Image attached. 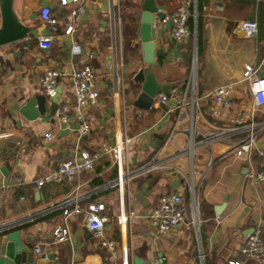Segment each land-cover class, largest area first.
<instances>
[{"label":"crops","instance_id":"crops-1","mask_svg":"<svg viewBox=\"0 0 264 264\" xmlns=\"http://www.w3.org/2000/svg\"><path fill=\"white\" fill-rule=\"evenodd\" d=\"M6 1L27 32L19 40L0 45V131H19L0 139V264H4L1 237L13 231H19L21 240H29L26 245L32 253L36 244L44 243L47 254L55 256L48 264H133L135 255L148 263H156L160 256L161 264H230V260L264 264L240 253L252 228L261 225L264 229V184L252 183L247 176L258 156L234 155L250 122L257 124L256 148H264V108L254 107L243 80L245 64L260 66L259 75L264 64V1L203 0L199 50L194 34L197 16L191 35L181 40L171 36L170 21L155 20V47L163 51L152 68L157 81L170 86L168 113L156 108L137 112L132 105L139 92L132 77L144 66L138 40L140 0H68L66 5L60 0ZM156 1L169 17L184 0ZM45 6L58 21L54 30L40 18ZM77 7L83 10L73 30L65 33L67 17ZM192 11L197 12V0ZM243 19L257 22L255 36L233 31ZM42 35L52 36L50 48L39 46ZM85 64L94 70L100 95L95 105L85 108L90 131L79 138L71 108L75 101L71 75ZM50 68L63 74L56 86L61 89L57 107L50 114V97H45L43 115L29 120L20 108L42 94L38 77ZM193 69L200 104L190 128L189 108L176 107ZM115 70L118 81L113 78ZM226 83H234L230 104L212 117V93ZM63 104L69 108L65 122L59 120L58 112ZM252 109L250 119L235 123L239 112ZM124 130L131 137L125 152L127 169L149 163L160 167L115 184L118 173L113 157L103 154L92 170L71 181L36 186L35 179L62 159L78 155L81 149H97L101 143L113 144ZM47 132L53 134L50 141L44 138ZM167 192L181 194L185 220L157 235L146 215ZM75 195L81 197L83 208L92 202L104 203L105 235L115 241L114 252L99 245L84 225V214H71L64 220L61 210L48 212L52 205ZM120 196L125 211L133 212L125 225L117 220ZM30 214L35 215L32 220L27 219ZM64 222L69 238L53 242L52 229Z\"/></svg>","mask_w":264,"mask_h":264},{"label":"built area","instance_id":"built-area-1","mask_svg":"<svg viewBox=\"0 0 264 264\" xmlns=\"http://www.w3.org/2000/svg\"><path fill=\"white\" fill-rule=\"evenodd\" d=\"M68 0H60L61 5H66ZM78 1V0H74ZM257 2L264 0H255ZM195 0H184L176 11L169 17H165L164 21H170L171 36L175 40H181L191 35L189 26L187 25V19L192 14L194 18L197 16L196 11H192V3ZM82 7H77L72 10L67 17L65 33H70L74 28L75 18L82 12ZM40 18L48 24L52 30L55 29L58 24L57 19L52 15L50 7H42L39 11ZM1 22V11H0ZM234 32H240L246 37H253L257 34L258 25L253 19H243L238 21L233 29ZM39 46L42 48H50L52 46V36L42 35L39 37ZM260 66H254L252 64H245L243 71V80L248 84V88L252 94L255 108H264V77L258 74ZM62 73L56 68H50L44 71L38 77V83L42 90V93L46 97H50L55 93L57 84L59 83ZM113 78L118 81L119 74L115 70ZM72 92L74 96V104L71 107L76 115L78 121L77 136L80 138L87 135L90 131V124L85 118V108L89 105H95L99 99V90L95 85V73L91 65L85 64L81 68L73 71L71 75ZM197 81L194 70L190 73L187 81L184 84L182 93L177 103V109L189 108L188 119L190 128L193 126L197 118V110L199 108V97L196 94ZM234 89V83H226L218 86L212 93L213 104L210 108V115L212 117H218L222 110L230 104L231 94ZM169 96L164 94H158L152 102L151 108H156L161 112L168 113L165 107L168 103ZM68 106L65 104L59 105V120L65 122L67 120ZM255 109L251 111H241L235 117V123L242 124L246 120L250 119ZM248 134L237 141L234 148V155L244 159H250L252 154L258 156V163L247 174L248 179L252 183L264 184V148H256L255 143L257 140V124H248ZM234 130L236 127H230ZM19 131L7 130L0 131V139L15 135ZM44 138L50 141L53 138V134L47 132L44 134ZM131 141V137L126 134L124 130L120 133L119 137L113 144L101 143L97 149H81L78 155L66 157L62 159L56 167L52 168L44 175L35 179L37 187H41L46 182H62L71 181L78 175L92 170L95 162L103 154H111L114 163L117 168L118 176L115 180V184H121L124 180L130 179L138 174H144L151 169L160 167L158 164H146L133 170H128L125 166V152L127 145ZM126 169V170H125ZM120 200V213L117 216L119 224L125 225L129 218L133 215L132 211L126 212L123 207L122 196ZM81 197L75 195L67 198L58 204L52 205L48 212L61 210V214L64 220L71 214H84V225L92 233L93 237L97 239L99 245L104 247L107 251L114 252L116 250L115 241L108 239L105 235V225L108 220L107 216L102 214V210L105 208L104 203H88L86 208H83L80 204ZM194 214L196 216V205H194ZM35 215L30 214L27 219L32 220ZM150 227L154 230L155 234L163 235L171 231L179 223L185 220V206L181 194L177 192H167L160 195L158 203L154 206L146 215ZM263 227L256 225L248 233L240 247V253L245 259L255 260L258 262H264V237ZM53 242L66 241L69 238V229L64 223H58L52 229ZM33 253L39 257L46 258L47 250L44 243H38L33 247ZM202 260V255L199 256ZM230 264H242L237 260H230ZM184 264H198L195 262H186Z\"/></svg>","mask_w":264,"mask_h":264},{"label":"water","instance_id":"water-1","mask_svg":"<svg viewBox=\"0 0 264 264\" xmlns=\"http://www.w3.org/2000/svg\"><path fill=\"white\" fill-rule=\"evenodd\" d=\"M0 9V45L23 38L27 32V28L16 20L6 0L0 3ZM139 9L138 40L144 66L134 73L132 77L133 82L139 87V92L132 101V105L137 109V112L151 109L153 99L158 94L170 95V86L166 83L158 82L152 68L155 59L158 58L163 51L161 48L155 47V20H157L158 23H165L164 19L166 15L162 10L163 5L157 4L156 0H140ZM194 34L195 37H197L196 27ZM261 76L264 77V64L262 66ZM108 85L110 87L112 86L109 82ZM60 93L61 89L57 87L55 93L50 96V114H53L57 107V100ZM45 97L43 93L34 95L22 105L20 113L29 120L42 116L46 110ZM1 170L5 171L4 167H2ZM28 241L27 238H25L24 241L20 239L19 231H13L3 235L1 237L2 263L48 264L49 261L55 258L54 254H47L46 258H35L26 245ZM160 258L159 256V261L156 263H148L141 257L135 255L132 257V260L133 264H161L162 261Z\"/></svg>","mask_w":264,"mask_h":264},{"label":"trees","instance_id":"trees-1","mask_svg":"<svg viewBox=\"0 0 264 264\" xmlns=\"http://www.w3.org/2000/svg\"><path fill=\"white\" fill-rule=\"evenodd\" d=\"M202 4L203 0H197V20H196V27H197V43H198V50L200 49L201 44V12H202ZM187 25L189 26L190 31L192 32L194 27V17L191 14L187 19Z\"/></svg>","mask_w":264,"mask_h":264},{"label":"rangeland","instance_id":"rangeland-1","mask_svg":"<svg viewBox=\"0 0 264 264\" xmlns=\"http://www.w3.org/2000/svg\"><path fill=\"white\" fill-rule=\"evenodd\" d=\"M194 70V69H193ZM134 89V87H131V90H133Z\"/></svg>","mask_w":264,"mask_h":264}]
</instances>
